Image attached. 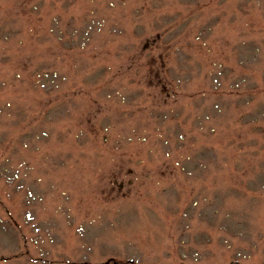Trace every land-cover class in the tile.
Masks as SVG:
<instances>
[{"label":"rangeland","instance_id":"1","mask_svg":"<svg viewBox=\"0 0 264 264\" xmlns=\"http://www.w3.org/2000/svg\"><path fill=\"white\" fill-rule=\"evenodd\" d=\"M103 262L264 264V0H0V264Z\"/></svg>","mask_w":264,"mask_h":264}]
</instances>
